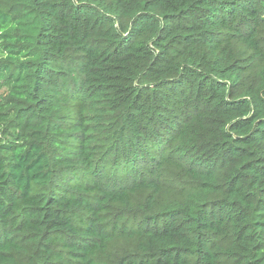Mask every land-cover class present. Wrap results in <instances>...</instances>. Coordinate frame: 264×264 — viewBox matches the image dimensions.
I'll return each mask as SVG.
<instances>
[{
    "label": "trees",
    "instance_id": "1",
    "mask_svg": "<svg viewBox=\"0 0 264 264\" xmlns=\"http://www.w3.org/2000/svg\"><path fill=\"white\" fill-rule=\"evenodd\" d=\"M0 264H264V0H0Z\"/></svg>",
    "mask_w": 264,
    "mask_h": 264
}]
</instances>
